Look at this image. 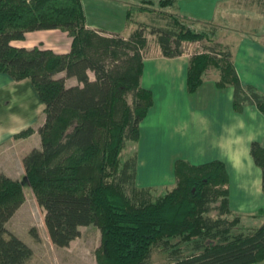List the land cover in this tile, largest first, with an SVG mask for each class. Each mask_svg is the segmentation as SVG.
<instances>
[{
	"label": "trees",
	"instance_id": "trees-1",
	"mask_svg": "<svg viewBox=\"0 0 264 264\" xmlns=\"http://www.w3.org/2000/svg\"><path fill=\"white\" fill-rule=\"evenodd\" d=\"M173 1L159 5L166 8ZM136 15L150 16L151 24ZM86 19L83 0H0V73L15 82L30 81L45 107L38 131L29 128L15 137L36 132L41 137V147L23 160L24 177L0 175V264H27L34 255L7 227L25 203L26 185L45 211L56 247L69 248L83 227L101 231L97 264H152L155 251L168 255L166 264L264 263V209L252 216L263 221L260 227L236 232L242 221L230 209L225 163L195 166L179 160L176 186L157 196L156 189L137 186L138 154L123 156L129 143L139 142L154 106L152 91L141 86L142 49L149 36L170 59L182 56L187 42H205L203 52L189 60L187 92L196 93L205 73L216 70L217 88L235 90L237 113L255 105L264 114V96L242 86L231 49L218 42V28L207 24L197 30L177 15L141 6L127 8L125 23L133 29L127 38L102 36L87 29ZM53 30L72 38L69 53L12 45L29 33ZM61 73L65 78L55 77ZM71 78L79 86L68 87ZM251 155L262 171L264 192V147L252 143ZM190 241L193 253L176 248Z\"/></svg>",
	"mask_w": 264,
	"mask_h": 264
},
{
	"label": "crops",
	"instance_id": "crops-1",
	"mask_svg": "<svg viewBox=\"0 0 264 264\" xmlns=\"http://www.w3.org/2000/svg\"><path fill=\"white\" fill-rule=\"evenodd\" d=\"M234 3L237 4L227 5L226 10H241L246 17L251 9L257 19L255 22L237 19L241 26L247 28L248 24L251 30L240 32L237 37L227 36L218 42L231 49L242 86H252L264 96V36L260 40L252 38L259 26L264 25V12H261L264 0H236ZM259 16H262L261 20ZM86 21L87 29L106 37L118 34L127 38V32L133 30L126 26L125 32H107ZM12 45L27 49L40 47L67 54L71 50L72 38L59 30L39 31L29 33L24 41H16ZM202 52H186L170 59L162 55L159 44L145 49L141 86L152 91L154 106L141 125V137L136 143L137 186L144 188L138 183L142 177H154L162 172L161 179L151 187L160 185L172 189L177 183L174 173L177 161L184 160L195 166L220 161L225 163L229 174L230 209L241 217L252 218L264 209L262 171L251 155L252 143L258 142L264 147V114L255 105H247L237 113L233 106L235 90L232 86L217 88L220 74L216 70L207 71L201 88L189 94L186 86L189 60ZM88 75L92 81L95 79L92 72ZM55 77L65 78V73ZM66 85L79 86V82L71 78L66 80ZM31 88L28 80L15 82L0 73V175L5 174L12 179L24 177V158L33 149L41 147V137L37 132L27 139L15 138L29 128L38 131L45 122V118H41L40 125L36 126V114H43L45 107L40 103L37 105ZM33 142L36 145L33 146ZM18 162L21 166L19 175ZM149 162H152L150 170L147 169Z\"/></svg>",
	"mask_w": 264,
	"mask_h": 264
},
{
	"label": "rangeland",
	"instance_id": "rangeland-1",
	"mask_svg": "<svg viewBox=\"0 0 264 264\" xmlns=\"http://www.w3.org/2000/svg\"><path fill=\"white\" fill-rule=\"evenodd\" d=\"M161 1L162 0H83V6L88 22L90 24H96L100 29L107 32H125L127 30L125 25L127 8L141 6L154 9L155 11L164 12L167 15H177L197 30L202 29L203 26L207 24L216 26L218 28V41H221L230 35L237 37L240 32L251 30L248 24H246L248 26L247 28L245 25L241 26L238 20L249 19L251 20L250 22H255L257 19L251 12V9H249V14H245L246 17L243 16L241 10L236 9L235 11H232L234 8L231 10L232 12L229 8V11L226 10L225 7L227 5H236L237 3H234L236 0H174L173 4L168 5L166 8L160 7L159 4ZM150 2H153L154 5L151 6ZM261 12H264V8ZM227 15H229V17ZM261 17L262 16H259L260 20ZM135 18L139 22L146 24H151L152 22L148 15H136ZM250 22L247 21V23ZM127 33L129 36L131 32ZM263 36L264 25L259 26V30L253 33L252 38L254 40H260ZM148 38L149 43L147 44V47L158 45L155 36H149ZM232 44L234 45L235 42ZM203 45L206 46L207 44L205 42L185 43L188 50L187 52L189 53L201 52L204 47ZM147 47L142 49L143 55H145V49ZM32 88L31 90L33 91L34 89ZM34 95L38 105L40 101L36 93ZM129 100L131 101L130 98ZM36 110L38 112V107H36ZM41 118H45L44 113H37L36 126L40 125ZM34 145H36L35 142H33V146ZM135 153L138 154L136 143H129L123 151V156L126 158ZM151 164L152 162L147 164V169H152L150 168ZM20 169L21 166L18 162V175L21 172ZM142 173H144V171H142ZM162 176V172L154 177L147 175L145 178L142 177L138 183L141 186H144V188L150 187L156 189V195L160 196L167 192V187H160V185L156 187L151 186L158 182ZM216 215L217 211H214L211 214L212 217H216ZM241 221V225L236 230L237 233L242 231V229L258 228L263 223L262 220L247 216L241 217ZM7 227L10 233L19 237L24 243L32 248L34 255L27 264H97L95 252L101 245V231L95 226L83 227L81 228L80 238L75 240L69 248L56 247L51 242L45 226V211L39 206L36 197L27 185L25 186V203L8 223ZM193 247L194 244L192 241L180 242L176 246V248H180V251L185 255L193 253ZM168 260V255L155 251L152 257V264H166Z\"/></svg>",
	"mask_w": 264,
	"mask_h": 264
},
{
	"label": "built area",
	"instance_id": "built-area-1",
	"mask_svg": "<svg viewBox=\"0 0 264 264\" xmlns=\"http://www.w3.org/2000/svg\"><path fill=\"white\" fill-rule=\"evenodd\" d=\"M182 51H183V54H185L188 51L187 48H186V46H185V44L182 47Z\"/></svg>",
	"mask_w": 264,
	"mask_h": 264
}]
</instances>
